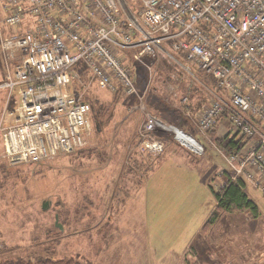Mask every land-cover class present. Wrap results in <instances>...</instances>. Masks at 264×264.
<instances>
[{
    "label": "rangeland",
    "instance_id": "1",
    "mask_svg": "<svg viewBox=\"0 0 264 264\" xmlns=\"http://www.w3.org/2000/svg\"><path fill=\"white\" fill-rule=\"evenodd\" d=\"M2 57L0 48V86L7 74ZM189 66L200 79L173 63L150 64L137 79L141 97L122 98L85 79V95L97 102L88 145L43 165L8 166L0 133V262L44 256L80 264H264V194L251 185L257 216L225 213L202 232L216 204L210 188L222 189L225 163L192 128L214 98L205 73ZM7 96L0 89V128L18 106L15 98L7 105ZM150 115L192 134L205 153L187 155L175 146L144 173L146 159L159 162L143 142Z\"/></svg>",
    "mask_w": 264,
    "mask_h": 264
},
{
    "label": "built area",
    "instance_id": "2",
    "mask_svg": "<svg viewBox=\"0 0 264 264\" xmlns=\"http://www.w3.org/2000/svg\"><path fill=\"white\" fill-rule=\"evenodd\" d=\"M0 47L7 69L0 89L7 105L18 99L11 122L0 128L10 166L85 148L93 132L86 77L141 97L121 52L140 62L164 54L192 78L199 76L189 64L215 79V88L207 87L214 99L196 129L215 147L210 132L228 113L232 136L246 145L239 155L218 150L225 170L264 194V0H0ZM159 133L204 152L189 134L150 115L143 142L154 155L165 148Z\"/></svg>",
    "mask_w": 264,
    "mask_h": 264
},
{
    "label": "trees",
    "instance_id": "3",
    "mask_svg": "<svg viewBox=\"0 0 264 264\" xmlns=\"http://www.w3.org/2000/svg\"><path fill=\"white\" fill-rule=\"evenodd\" d=\"M203 82L206 83L207 87L215 88L216 82L215 79L211 76L206 78H201ZM213 97V96H212ZM89 96L85 95V101L89 102L93 110L97 107L96 100H89ZM221 127L224 128L226 125L230 126V120L228 119V113L222 116L220 120ZM185 123H187L185 121ZM220 126V125H219ZM219 126H217L212 132H210V136L216 145L217 149L226 155L237 154L239 155L244 146V140L242 138H238L237 134L232 136L231 130L228 129L227 132L223 134H219ZM8 166H10L7 163ZM224 178V185L220 191H216L211 186V191L215 196L216 204L215 207L207 219L206 223L203 226L202 232L208 233L209 230L216 225V223L220 220L223 214L225 213H234V212H243L249 211L254 216L258 215V207L253 199L250 198L247 192V188L249 183L243 178H238L233 180L230 173L225 170L222 173ZM0 264H80L77 259L74 260L72 258H63V259H53L50 257L38 256L36 259H23L17 258L15 260H7L1 261Z\"/></svg>",
    "mask_w": 264,
    "mask_h": 264
},
{
    "label": "crops",
    "instance_id": "4",
    "mask_svg": "<svg viewBox=\"0 0 264 264\" xmlns=\"http://www.w3.org/2000/svg\"><path fill=\"white\" fill-rule=\"evenodd\" d=\"M121 55L123 57V60L124 62L130 67V69L132 70V73H133V77H134V80H135V83L137 85V79H138V76L140 75V72H149V69L147 68V66H150V64L154 65L155 67L160 64V63H163V62H166V63H173L171 60H169V58H167L164 54H160L157 58H152L151 56L149 55H144V56H149V60L148 61H145L142 57V61H137L135 60L132 56H133V53L132 51H125V52H121ZM175 64V63H173ZM176 65V64H175ZM178 68H180L178 65H176ZM206 77H209L206 75ZM114 95L116 96H121L122 98H128V97H131V96H128V95H125L123 92H119V93H115ZM183 99L181 97L180 99V102L182 103L183 102ZM205 107V106H204ZM203 107V108H204ZM203 110V109H202ZM202 110H199L198 112V116L196 118L199 117L200 113L202 112ZM164 122L166 123H170L172 124L171 122L167 121L166 119L164 118H161ZM174 125V124H173ZM219 125H221V123L219 122ZM176 126V125H175ZM178 126V125H177ZM192 128L194 129V131H197L196 127L194 125H192ZM183 129V128H181ZM184 130V129H183ZM226 130V129H225ZM223 128H222V131L224 132L225 131ZM185 131V130H184ZM198 132V131H197ZM157 136L160 138V139H163L164 142H165V148H164V151L160 154H158V163H156L155 165H152L153 163V158L150 157V159H146L145 163H148L147 164V167H149V169H147L144 173H151L154 169H156L158 166V164L164 159L166 158L168 155L170 154H174V148L175 146L178 147L179 149H181L182 151H184L187 155L188 153L189 154H192L193 156H196V155H201V154H197L193 151H191L190 149L186 148L185 146H182V144H180L175 138L173 140H169L168 138H171L169 136V134H157ZM174 137V136H173ZM137 138V137H136ZM134 137H132V139L130 140H134L136 139ZM137 142V143H136ZM136 142H135V147H137L138 149L140 147L143 146L142 142H140V139H136ZM211 146V145H210ZM172 152V153H170ZM154 157V155H153ZM155 158V157H154ZM160 158V159H159ZM146 175V174H145Z\"/></svg>",
    "mask_w": 264,
    "mask_h": 264
},
{
    "label": "bare ground",
    "instance_id": "5",
    "mask_svg": "<svg viewBox=\"0 0 264 264\" xmlns=\"http://www.w3.org/2000/svg\"><path fill=\"white\" fill-rule=\"evenodd\" d=\"M180 137L183 139V141H185V143L187 145H189L190 147L193 148H200V146L198 144L195 143L194 140H192L190 137L188 136H183V134L180 133Z\"/></svg>",
    "mask_w": 264,
    "mask_h": 264
},
{
    "label": "water",
    "instance_id": "6",
    "mask_svg": "<svg viewBox=\"0 0 264 264\" xmlns=\"http://www.w3.org/2000/svg\"><path fill=\"white\" fill-rule=\"evenodd\" d=\"M48 205H49V202H45L43 205L44 209H46ZM56 224H57V227H59L61 230L63 229V226L58 221V217H56Z\"/></svg>",
    "mask_w": 264,
    "mask_h": 264
}]
</instances>
